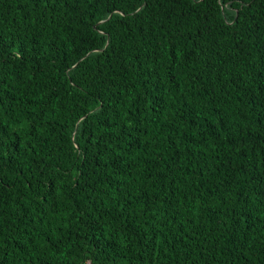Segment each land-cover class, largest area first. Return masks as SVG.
<instances>
[{
	"label": "trees",
	"instance_id": "1",
	"mask_svg": "<svg viewBox=\"0 0 264 264\" xmlns=\"http://www.w3.org/2000/svg\"><path fill=\"white\" fill-rule=\"evenodd\" d=\"M0 264H264V0H0Z\"/></svg>",
	"mask_w": 264,
	"mask_h": 264
}]
</instances>
